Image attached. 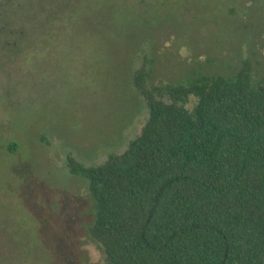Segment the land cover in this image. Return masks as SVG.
Returning a JSON list of instances; mask_svg holds the SVG:
<instances>
[{"label": "rangeland", "instance_id": "374dc122", "mask_svg": "<svg viewBox=\"0 0 264 264\" xmlns=\"http://www.w3.org/2000/svg\"><path fill=\"white\" fill-rule=\"evenodd\" d=\"M147 62L167 101L246 62L264 82V0H0V264H106L68 160L101 165L139 136Z\"/></svg>", "mask_w": 264, "mask_h": 264}, {"label": "trees", "instance_id": "16d2710c", "mask_svg": "<svg viewBox=\"0 0 264 264\" xmlns=\"http://www.w3.org/2000/svg\"><path fill=\"white\" fill-rule=\"evenodd\" d=\"M147 66L132 75L149 113L139 136L101 165L68 160L88 181L106 264H264V82L246 62L171 87L167 101Z\"/></svg>", "mask_w": 264, "mask_h": 264}]
</instances>
